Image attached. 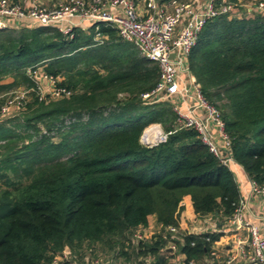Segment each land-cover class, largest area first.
<instances>
[{
	"label": "trees",
	"instance_id": "1",
	"mask_svg": "<svg viewBox=\"0 0 264 264\" xmlns=\"http://www.w3.org/2000/svg\"><path fill=\"white\" fill-rule=\"evenodd\" d=\"M188 67L221 112L233 158L264 186V13L209 18ZM28 68L60 77L68 94L41 97ZM158 79L157 63L113 28H75L72 37L46 26L0 29V103L28 90L0 117V264H85L98 256L176 264L178 255L204 264L220 233L171 236L165 228L179 226L186 196L194 214L222 224L240 191L193 129L150 147L140 142L150 124L169 130L175 120L168 102L139 98ZM150 215L158 230L136 238Z\"/></svg>",
	"mask_w": 264,
	"mask_h": 264
},
{
	"label": "built area",
	"instance_id": "2",
	"mask_svg": "<svg viewBox=\"0 0 264 264\" xmlns=\"http://www.w3.org/2000/svg\"><path fill=\"white\" fill-rule=\"evenodd\" d=\"M21 2L0 0V29L46 26L72 37L75 28L87 31L94 26L97 31L101 26L109 27L115 29L122 40L131 42L140 56L156 62L159 79L152 89L140 93L139 98L146 105L168 102L175 113V120L169 130H164L160 123L150 124L143 130L140 142L150 147L166 141L169 134L182 128L193 129L219 162L232 171L240 191L241 182L237 179L236 168L242 167L233 158L221 112L204 97L200 85L193 80L188 55L209 18L221 14L240 16L237 7L243 5L247 11L264 13V1L52 0L51 5L42 0H28L27 4ZM96 34V39H99V33ZM27 72L34 78L41 97L57 98L68 94L57 85L60 77L43 74L41 68L34 71L28 68ZM27 92L23 88L10 92L0 103V117L17 109ZM156 127L159 132L155 140L148 142L144 138L146 131ZM247 178L245 195L240 194L232 215L222 224L211 215L202 217L194 214L189 227H182L179 223V226H167L165 232L171 236L180 232L220 233V239H228L225 250L216 246L217 241L211 246L204 264H264V226L259 221L264 215L252 213L249 206L252 196L264 200V186ZM142 229L135 233L136 238H147ZM170 248L174 249V245ZM183 259L174 262L186 264Z\"/></svg>",
	"mask_w": 264,
	"mask_h": 264
},
{
	"label": "crops",
	"instance_id": "3",
	"mask_svg": "<svg viewBox=\"0 0 264 264\" xmlns=\"http://www.w3.org/2000/svg\"><path fill=\"white\" fill-rule=\"evenodd\" d=\"M52 0H42V2H44L45 4H48V5H51ZM28 0H22V4H27ZM247 10V9H245ZM249 12V11H248ZM238 15H241V14H238ZM3 82V80L1 81ZM6 82V80H5ZM236 175H237V179H240L239 181L241 182L240 186H241V189H240V194L241 195H245V192L247 191V176L245 174V172L243 171L242 168L240 167H237L236 168ZM183 204H184V209L182 211V219L180 221V224L182 227H189V225L191 224V219L194 215V212H193V208H192V204H191V200H190V197L189 196H186L184 197L183 199ZM249 206L251 208V211L252 213L254 214H258V215H264V200L258 196H252V198L249 199ZM154 221V228L156 229V231L158 230V226L155 222V216L154 215H150ZM260 223L264 226V218H260ZM189 222V224H187ZM186 225V226H185ZM150 226L149 224L144 228V230H149ZM225 245V246H223ZM227 245H228V239L226 238H221L220 240L217 241L216 243V246L217 247H221L223 248L224 250L227 248ZM224 253V251H223ZM181 257V259H183L184 257L182 255H179Z\"/></svg>",
	"mask_w": 264,
	"mask_h": 264
},
{
	"label": "rangeland",
	"instance_id": "4",
	"mask_svg": "<svg viewBox=\"0 0 264 264\" xmlns=\"http://www.w3.org/2000/svg\"><path fill=\"white\" fill-rule=\"evenodd\" d=\"M24 1V0H23ZM26 1V0H25ZM249 5V4H248ZM249 7H251V6H248V8ZM245 8H247V7H245L244 5L243 6H240V8L239 7H237V10H240V11H238L240 14H242L243 13V11L245 10ZM252 8V7H251ZM247 16H249V14L247 13ZM3 82H5V80H3ZM16 110V109H15ZM15 110H13L14 112H16ZM15 116V115H14ZM159 125H161V124H159ZM162 127V126H161ZM148 224H149V226H150V228H149V230H143L142 229V233H143V235L145 236V237H147V238H149L150 236H152L155 232H156V229L154 228V221H153V219H152V217L151 216H149L148 217ZM187 224H189V222L187 223ZM191 225V224H190ZM189 225V226H190ZM186 226V225H185ZM105 258H106V256H98V257H96V258H93L92 260H90V259H87L88 260V262H90V263H92V264H109V263H107V262H105ZM174 261L175 262H179V261H181V257L178 255V257L176 258V259H174ZM85 262H86V260H85ZM126 264V263H125Z\"/></svg>",
	"mask_w": 264,
	"mask_h": 264
},
{
	"label": "bare ground",
	"instance_id": "5",
	"mask_svg": "<svg viewBox=\"0 0 264 264\" xmlns=\"http://www.w3.org/2000/svg\"><path fill=\"white\" fill-rule=\"evenodd\" d=\"M158 132H159L158 127L147 130L144 135V138H146L148 142L154 141Z\"/></svg>",
	"mask_w": 264,
	"mask_h": 264
}]
</instances>
